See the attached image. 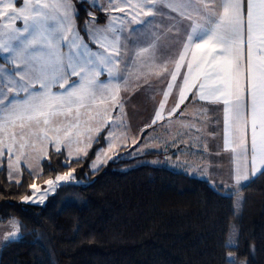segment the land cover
<instances>
[{
  "label": "snow or ice",
  "instance_id": "6c2138e0",
  "mask_svg": "<svg viewBox=\"0 0 264 264\" xmlns=\"http://www.w3.org/2000/svg\"><path fill=\"white\" fill-rule=\"evenodd\" d=\"M108 4L112 11L121 13L125 12L121 4L129 7L135 13L132 21L143 28L139 32L128 29L129 35L125 36V25L112 22L117 17H112L103 28L95 25L93 17L85 32L96 45L94 51L74 27L77 13L71 0H22L20 7L15 0H0V56L4 61L0 64V156L6 147L10 169L16 144L27 139L25 130L38 140L55 145L61 143L59 133L63 131L65 146L69 148L75 134L78 144L84 143L85 149L91 147L95 139L89 135L92 129L78 131L80 110L90 107L89 102H95L98 96L100 103H105L108 86L112 85L110 104L122 111L118 100L121 63L123 70H127L128 60L155 62L162 37L175 33L178 38L181 31L176 23L169 24L166 33L160 32L159 26L165 19L176 21L179 17L189 23L183 30L184 38L178 40L181 50L174 61V71L170 72L168 91L163 93L166 101L171 89L178 88V102L169 116L184 103L186 93L193 88L197 89L194 99L222 102L225 148H229L230 142L235 144L231 151L238 159L234 170L236 184L249 180V163L251 176L264 175V0H135V3L108 0ZM141 15L152 19H137ZM156 17L161 18L159 22ZM16 21H22L23 27H17ZM137 32L135 47L129 48L128 42ZM185 64L187 71L182 83L176 84ZM161 67L167 72V61ZM102 74L107 75L108 84L99 81ZM72 77L77 79L71 80ZM54 88L59 91H53ZM159 107L163 110L164 102ZM60 117L68 121L66 128L57 123ZM161 118V111H157L153 123ZM50 132L56 136H50ZM82 136L84 140L80 139ZM5 139L11 143L6 145ZM26 146V142L19 144L21 152ZM113 148L109 142L108 151ZM85 149L77 151L87 155ZM105 157L111 158L104 150L97 153L94 170L105 162ZM71 178L72 173L66 172L55 180H47L46 184L54 190L58 182ZM30 187L33 195L39 191L36 184ZM12 223L18 233V225ZM228 260L229 264H235L231 256Z\"/></svg>",
  "mask_w": 264,
  "mask_h": 264
},
{
  "label": "trees",
  "instance_id": "16d2710c",
  "mask_svg": "<svg viewBox=\"0 0 264 264\" xmlns=\"http://www.w3.org/2000/svg\"><path fill=\"white\" fill-rule=\"evenodd\" d=\"M72 1L76 27L84 33L89 12L97 10ZM102 143L79 161L51 152L38 176L24 170L20 182L8 179L5 166L0 169V224L13 220L19 227L17 233L13 225L2 245L0 264H229V254L264 264V175L226 191L151 165L161 153L135 155L132 148L90 173ZM73 167L79 183L61 185L42 206L21 201L34 181ZM237 194L242 198L236 211ZM232 224L237 241L230 247Z\"/></svg>",
  "mask_w": 264,
  "mask_h": 264
},
{
  "label": "crops",
  "instance_id": "0c3cea01",
  "mask_svg": "<svg viewBox=\"0 0 264 264\" xmlns=\"http://www.w3.org/2000/svg\"><path fill=\"white\" fill-rule=\"evenodd\" d=\"M172 15L176 16L175 13ZM142 19L148 20L152 17L142 16ZM155 19L159 22L161 18L156 17ZM171 23H176L181 30L178 38L175 33H166V28ZM188 23L186 20L181 21L179 17L176 21L164 20L163 25H160L158 30L166 33V35L162 37L156 49L155 62L136 61L133 63L132 60H128L127 70H123L124 63H121L122 79L119 84L118 96L124 112L119 107L113 108L111 106V109L114 111L113 116L117 117V123H121L122 128H125L127 124L129 134L134 135V140H126V146L121 149L132 148L131 153L135 155L146 152L161 153V156L150 161L151 165L166 167L175 172L207 181L213 187L232 191L243 187L260 173L254 177L251 176L249 163V180L242 181L241 185L236 184L234 170L238 159L231 151L235 144L230 142L229 148H225L223 103L194 99L193 93L197 89L193 88L186 93L187 99L184 103L180 104L172 116H169V112L178 102V88L173 87L167 100L164 99L163 93L168 91L167 85L171 82L170 72L174 71V61L178 58V52L181 50V44L178 40L184 38L183 30ZM95 25L103 28L105 22H97ZM124 25L125 36L129 35L128 29H137L139 32L143 28V25L133 21ZM138 32L132 34V40L128 42L129 48L135 47L133 41ZM86 42H89L87 38ZM91 48L96 49V45L91 43ZM164 61H167V72L163 71L161 67ZM186 71L185 64L180 70L176 84L182 83V77ZM104 77L105 75L102 74L99 81L103 82ZM76 79V77L71 78V80ZM111 87L113 86L110 85L107 94L112 93L113 88L111 89ZM107 94L105 95V103L107 102ZM161 102L165 104L163 110L159 107ZM105 109L103 113L109 114V111H105ZM95 111L97 115V109ZM157 111H161L162 118L153 123ZM116 127L121 128L120 125ZM231 136V129H229L230 140ZM247 140L250 148V126L247 132ZM241 170L243 171L242 163ZM6 232L11 233L10 230ZM4 239H7V235Z\"/></svg>",
  "mask_w": 264,
  "mask_h": 264
},
{
  "label": "rangeland",
  "instance_id": "374dc122",
  "mask_svg": "<svg viewBox=\"0 0 264 264\" xmlns=\"http://www.w3.org/2000/svg\"><path fill=\"white\" fill-rule=\"evenodd\" d=\"M77 1H85L88 3L90 8L97 10L96 12H93V11L89 12L88 20L86 21L85 24L90 22L92 18L94 17L95 18L94 23H97L102 20V22H105V26H106L110 21H112V17H117L118 19L112 22L115 23L117 26H119L121 23L126 24L132 21V16L135 15V13L132 12V10L129 7L123 4H121V6L125 7V12L121 13L119 11H112L108 4V0H77ZM132 2L135 3V0H132ZM15 3L17 7H20L22 5V0H15ZM71 3L73 4L72 0H71ZM98 13H100L99 14L100 17H98ZM137 19H142V15L138 16ZM16 26L23 27L22 21H16ZM74 27L79 32L80 36L83 37L85 42H86V38L88 39L89 41L88 44L90 43V47H91V41L89 40V37L87 36L85 30H84V33L80 32L76 27L75 21H74ZM93 50L95 51L97 50V48ZM63 51L67 52V48H64ZM3 63H4L3 56H0V64H3ZM4 66L9 67V65H6V64ZM104 75L105 77L102 83L108 84V77L106 74ZM109 88H110V85L108 86V89ZM112 88L113 87H111V89ZM53 91H59V89L54 88ZM110 95L111 93L107 94V97H106L107 102L105 104L100 103V97L98 96L95 102H89L90 107L82 108L80 110V113H81L80 120H79L80 129L78 131L84 132L88 128L92 129L89 135H91L95 139H94V142L91 143V147H87L85 149L84 143L78 144L76 142L77 137L75 136V134L71 138L72 144H71V147L69 148L65 146L67 144V141L64 140L63 131L59 133V138L61 140V143L58 145H55V144L49 143L48 141L38 140L35 136H32L30 133L27 132V130H25V135L27 139L26 141H19L16 144L14 151L11 155V169L9 167V163H10L9 154L7 152L6 147L4 149V155L0 156V167L2 168L3 166H5L8 179L13 182H20L22 179L21 175L24 172V170L27 171L33 177L38 176L41 173L42 160L46 159L49 153L51 152L61 153L63 157H65V160L68 162L69 161H79L81 159H84L90 153L93 145L97 143L99 140L100 141L102 140L103 142L102 146H100V148H98L96 152L94 153L92 161L89 164L88 171L90 173H96L102 170L109 162H111L114 159V157L121 150V148L126 146L127 144L126 140H129V141L134 140V135H132L131 133L129 134L128 125L126 124V127L122 128L123 126H121V123H117L116 121L117 117L113 116L114 111H112L111 109V104L109 100ZM118 100H119V96H118ZM104 108H106L109 111V114L107 112L103 113ZM122 108H123V105H122ZM95 109H97V115H96ZM71 119H75V117H72ZM57 123L61 124L65 128L68 126V121H65L63 117L58 118ZM117 125H120L121 128L119 129V127H116ZM97 129H99V131H97ZM16 131L17 133H19L20 129L17 128ZM75 131L77 130H74V133ZM49 135L52 137L56 136V134L52 132H50ZM80 139L84 140L85 137L82 136L80 137ZM25 142L27 146L23 149V152H21L19 144L25 143ZM109 142L113 143L114 145V148L111 151H108ZM10 143L11 141H9L8 139H5L6 145ZM57 147H59L60 149L59 151H57ZM78 148L85 149L87 151V155H84L82 151L78 152L77 151ZM101 150L106 151L107 156L111 158L108 159L107 157H105V162L100 164L99 167L94 170L92 167L93 162L96 160L97 153ZM70 152H71V155H69ZM17 157H20L19 164L17 163ZM66 161L64 163H66ZM66 172H71L72 178L68 181L58 182V185L54 188V190L49 189V186L46 184V181L49 179H44V180L37 181V182L34 181L32 184H36L39 191L36 192L35 195H33L34 190L31 187H29L28 192L26 193L25 196L32 197V199L25 201L22 198L21 201L26 204L42 206L46 203L47 199L50 196H53L57 192L58 188L61 185L79 183V180L77 179V174H79V172L74 167L66 169L63 172L58 173L56 176L63 175ZM10 173H11V178H10ZM56 176H54L51 179L55 180ZM240 188L241 187H239L238 189L232 190V191H237ZM225 190L228 191L227 189ZM45 193L47 194L45 195ZM41 197H42V200H41ZM241 198L242 197L240 194H237V196L235 197V210L236 211L240 204ZM12 222L13 220L7 222V224H4V225L0 224V248L8 240H10L11 233H7L6 231L7 230L12 231V228H13ZM6 235H7V239H4L6 238ZM236 241H237V228L235 224H232L229 230L226 244L227 246H230V247L235 246ZM229 256H231L234 259L235 264H246L244 260H238L232 254H229L228 257Z\"/></svg>",
  "mask_w": 264,
  "mask_h": 264
}]
</instances>
